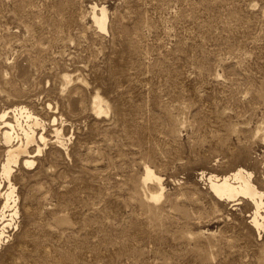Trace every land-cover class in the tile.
I'll use <instances>...</instances> for the list:
<instances>
[{
  "label": "rangeland",
  "instance_id": "rangeland-1",
  "mask_svg": "<svg viewBox=\"0 0 264 264\" xmlns=\"http://www.w3.org/2000/svg\"><path fill=\"white\" fill-rule=\"evenodd\" d=\"M21 106L48 142L12 165L0 264H264L253 202L207 182L240 168L264 200V0H0V114Z\"/></svg>",
  "mask_w": 264,
  "mask_h": 264
},
{
  "label": "bare ground",
  "instance_id": "bare-ground-1",
  "mask_svg": "<svg viewBox=\"0 0 264 264\" xmlns=\"http://www.w3.org/2000/svg\"><path fill=\"white\" fill-rule=\"evenodd\" d=\"M103 100L97 97L94 100L95 110L102 114ZM10 115L14 121H11ZM54 121V120H53ZM1 128L0 131L3 137L5 145L8 146L6 151V161L1 166L0 170V245L6 238L10 236L6 235L9 230L17 231L19 228V210L17 206V200L15 195V188L11 183L12 165H17L21 157H28L24 162L25 166H33L35 158L38 155H31L29 147L32 144L40 142L42 145H47V137L44 133L37 136L34 131V127L40 125L39 119L30 113L24 107H16L11 110L4 111L0 114ZM18 131L22 132L23 138L19 137ZM56 140L58 144H62V137L60 129L55 130ZM62 140V141H61ZM63 146V145H61ZM37 154L42 152L40 146H37ZM31 155V156H30ZM31 159V160H30ZM205 173V172H203ZM147 180L155 181L159 187L161 185V179L148 170ZM203 176H206L203 174ZM252 173L243 169H238L231 174L217 176H208L209 190L211 194L219 199V201L235 202L239 198H244L253 202L256 207L255 213L251 219L252 226L257 231L264 229V200L263 195L258 191L256 186L252 182ZM9 183V187L6 188L4 183ZM158 187V188H159ZM162 190V188H161ZM156 193V192H155ZM151 195V194H150ZM163 197L162 193H156L152 196V199L159 202ZM263 212V213H262ZM263 214V215H262Z\"/></svg>",
  "mask_w": 264,
  "mask_h": 264
}]
</instances>
